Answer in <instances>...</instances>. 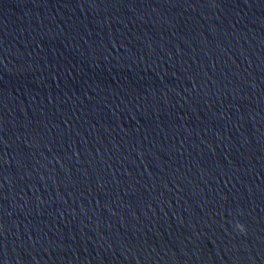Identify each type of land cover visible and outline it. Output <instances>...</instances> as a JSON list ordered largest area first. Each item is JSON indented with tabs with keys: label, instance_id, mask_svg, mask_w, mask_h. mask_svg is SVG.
I'll return each instance as SVG.
<instances>
[{
	"label": "water",
	"instance_id": "obj_1",
	"mask_svg": "<svg viewBox=\"0 0 264 264\" xmlns=\"http://www.w3.org/2000/svg\"><path fill=\"white\" fill-rule=\"evenodd\" d=\"M0 264H264V0H0Z\"/></svg>",
	"mask_w": 264,
	"mask_h": 264
}]
</instances>
